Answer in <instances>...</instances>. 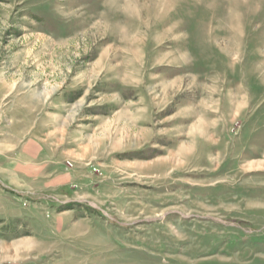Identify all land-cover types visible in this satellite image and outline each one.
I'll list each match as a JSON object with an SVG mask.
<instances>
[{"label":"rangeland","instance_id":"obj_1","mask_svg":"<svg viewBox=\"0 0 264 264\" xmlns=\"http://www.w3.org/2000/svg\"><path fill=\"white\" fill-rule=\"evenodd\" d=\"M0 264H264V0H0Z\"/></svg>","mask_w":264,"mask_h":264}]
</instances>
